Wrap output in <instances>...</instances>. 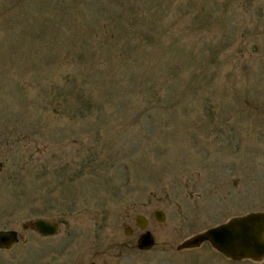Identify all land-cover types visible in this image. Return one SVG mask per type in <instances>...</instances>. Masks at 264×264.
Listing matches in <instances>:
<instances>
[{
	"label": "rangeland",
	"instance_id": "1",
	"mask_svg": "<svg viewBox=\"0 0 264 264\" xmlns=\"http://www.w3.org/2000/svg\"><path fill=\"white\" fill-rule=\"evenodd\" d=\"M251 211L264 0H0V264H264L178 249Z\"/></svg>",
	"mask_w": 264,
	"mask_h": 264
},
{
	"label": "water",
	"instance_id": "2",
	"mask_svg": "<svg viewBox=\"0 0 264 264\" xmlns=\"http://www.w3.org/2000/svg\"><path fill=\"white\" fill-rule=\"evenodd\" d=\"M157 220L166 218L162 210H156ZM139 227L145 229L148 222L145 217H136ZM23 229L37 231L43 237L55 236L60 230L56 220L36 218L25 222ZM20 234L15 229L0 230V249H11L20 241ZM209 243L214 250L229 260L262 262L264 260V211H251L237 215L227 221L197 232L179 243L178 249H196ZM156 245V238L150 230L143 232L137 241L141 250H151Z\"/></svg>",
	"mask_w": 264,
	"mask_h": 264
}]
</instances>
